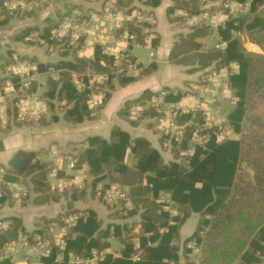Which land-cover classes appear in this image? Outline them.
<instances>
[{"label":"trees","instance_id":"16d2710c","mask_svg":"<svg viewBox=\"0 0 264 264\" xmlns=\"http://www.w3.org/2000/svg\"><path fill=\"white\" fill-rule=\"evenodd\" d=\"M159 2L144 0L143 4L153 7ZM125 4L130 5L131 2L115 1L118 6ZM251 10L253 16L228 19L222 36L228 38L229 30L240 28L242 24L247 28L264 26V16H259L264 10V0H252ZM65 15L60 10L56 12L58 21ZM55 24V20L48 18L46 25L39 29L40 35L49 45L57 42L49 38V30ZM124 27L135 33L138 40L146 33H152L148 31L147 24L140 21H126L117 29V33ZM29 30L30 27L24 29L20 36ZM207 33L208 27L198 24L188 32L176 34L177 40L169 59L189 66L187 71L203 70L210 65L216 68L230 61L238 62V74L229 77L235 106L228 114L230 127L237 133L236 138L216 141L212 135L213 128L206 127L202 132L209 133L208 139L204 144H196L193 154L186 157L181 151L191 140L192 132L202 122V117L198 111L195 114H181L176 118L179 123H184V134L181 141L165 148L170 149L173 155L172 159L165 160L146 137H131L125 130L115 126L109 139L95 135L66 144L72 157L76 158L73 168H83L89 183L80 188L71 186L54 190L50 187L48 177L54 166L53 159L41 160L39 151L34 150L19 149L14 153L3 170V176L7 181H28V193L33 194L35 203H48L67 195L85 202L89 194L96 196L108 209L106 220L91 207L81 210L73 208L56 217L40 216L35 221L38 229L34 234L51 238L48 228L54 221L65 225V231L59 235L64 243L63 249L52 245L51 252L42 257L39 264H69V254L88 255L91 248L104 250L108 247L107 239L112 237L123 243L120 255L107 252L98 259L97 264H179L180 249L185 264H256L262 261L264 55L245 51L235 39L228 41L225 48L203 50ZM152 43H158L156 34L152 37ZM133 60L134 56L127 51L116 66L113 57L103 53L101 47L97 46L91 57L74 55L71 60L37 62V70L48 72L49 67L58 69L55 77L48 73L46 88L40 94V98L48 105L52 120L56 119L57 106L63 107V118L69 123L91 119L93 114L87 107L90 94L102 91L103 104L116 83L123 86L135 78L126 75L124 69L126 63ZM154 69L155 66L143 68L140 75ZM72 74L81 77L84 82L82 89L76 88ZM92 74L104 75L106 78L101 83H90ZM12 79L18 80L16 76H12ZM4 81L5 78L0 77V87ZM35 89L36 84L33 83L26 92ZM163 90L166 92L163 96L165 101H176L186 92L181 88L163 87ZM156 94L158 92L145 90L139 96L128 99L120 111L125 115L131 105H139L142 107L141 116H150L152 119L158 114L151 100ZM100 107L101 104L97 106ZM160 137L162 143L164 136ZM127 153L131 156L129 162L125 158ZM57 176H64L60 167ZM98 183L101 184L100 190L96 189ZM112 184L128 190L133 201L131 208H122L124 202L109 204L104 200L103 191ZM161 192L176 204L177 214L170 215L165 210L164 203L158 200ZM122 210H125L124 214L120 213ZM76 211L82 212L77 221L64 224L61 218ZM193 212L199 214L195 231L181 239L179 228ZM200 234L202 237H199ZM192 237H196L197 244L201 245L196 263L188 255L191 247L187 244ZM135 240L138 245L134 244ZM57 253L62 255L60 263L56 259ZM134 254H137V260L132 259Z\"/></svg>","mask_w":264,"mask_h":264},{"label":"crops","instance_id":"0c3cea01","mask_svg":"<svg viewBox=\"0 0 264 264\" xmlns=\"http://www.w3.org/2000/svg\"><path fill=\"white\" fill-rule=\"evenodd\" d=\"M2 1L0 0V77H4L5 81L0 87V183L5 193L0 197V218L8 221L9 235L19 231L28 235L34 234L38 229L35 221L40 216L56 217L59 213L73 208L81 210L91 207L105 220L108 213L106 206L96 196L89 194L85 202L67 195L56 201L35 203L33 194L28 193V181H7L3 176L4 168L19 149L39 151L38 157L41 160L53 159L54 166L48 173L50 187L52 183L60 180H70L72 186L77 188L87 185L89 180L85 170L73 168L76 158L72 157V152L66 144L95 135L109 139L115 126L125 130L131 137H146L165 160L172 159L170 149H165L162 145L160 134L154 129L150 116L140 115L139 118H132L128 112L123 115V111H120L128 99L139 96L145 90L159 94L163 87L185 90V94L178 100L168 102L175 103L180 108H188L194 114L198 111L207 127L216 125L223 118L230 127L228 114L235 106V97L229 77L238 74V62L230 61L216 68L210 65L203 70L187 71L189 66L177 64L169 59L177 40L176 34L188 32L192 27L202 24L208 27L203 50L225 48L228 41L235 39L245 51L264 55V26L247 28L242 24L240 28L230 29L228 38L223 37L221 33L226 28L228 19L253 16L252 0H229L228 8L225 9L222 5L226 0H206L202 3L199 0H160L159 4L153 7H146L144 0H129L130 5L120 6L115 5L116 0H39V5L33 9L21 10L22 13L13 12L10 15L2 7ZM106 5H110V12H104ZM130 6L134 8L129 9ZM135 8L151 15L148 22L143 21L147 24L148 31L152 32L149 33L151 37L147 44L134 45L124 35L116 36L118 28L126 21H132L130 19L134 16ZM203 8L207 14H204ZM57 10L66 13L60 21L57 20ZM29 11L30 14H25ZM90 13H93V16H89ZM259 16H264V10ZM48 18L56 22L49 30V38L57 42L49 45L47 41L42 44L31 41L29 34L34 30L40 32L39 29L46 25ZM150 22L152 24H149ZM29 27L30 30L20 36V32ZM53 31L55 35L52 36ZM252 33L254 36H251ZM155 34L158 36L156 45L152 43ZM97 46L101 47L103 53L112 56L114 61L130 51L138 69L126 75L135 78L123 86L116 83L103 104L104 94L100 91L92 93L96 108L92 109L87 105L93 114L91 119L69 123L63 118V107L57 106L56 119L52 120L48 105L40 98V94L46 88L48 73L55 77L58 69L49 67L48 72L40 71L37 70L36 63L71 60L74 55L91 57ZM148 66H155V69L140 75V71ZM210 69L215 72L205 83L203 94L188 95L187 88L197 83ZM12 76H16L18 80H13ZM105 78L104 75L92 74L89 82L101 83ZM72 79L77 89L84 87L81 77L72 74ZM33 83L36 84V89L26 92ZM24 84L27 86L24 87ZM20 87H23L25 95L19 90ZM32 94L36 98L31 97ZM156 95H153L152 99ZM100 104L101 107L97 108ZM36 116L39 118H35ZM230 135L231 137L222 140L237 137L232 128ZM191 140L196 143L199 137H191ZM125 158L128 162L131 161L129 153ZM59 167L64 176H57ZM22 184L26 186L25 196L19 194ZM158 200L164 203V208L170 215L178 213L176 204H169L172 200L165 193L158 194ZM198 217L199 214L193 212L184 220L179 228L181 239L195 231ZM54 223L59 236L65 230L62 224L56 221ZM107 242L105 253L120 255L122 241L112 237L107 239ZM134 244L138 245L137 240ZM93 250L98 249L91 248L90 252ZM193 252L190 248L188 255L196 263L197 255L194 258L190 255ZM41 258H34L29 262L20 261L18 264H39ZM56 259L59 263L62 261L61 253L56 254ZM97 262L98 260L95 264ZM178 262L185 264L182 249L179 251ZM256 264H264V257Z\"/></svg>","mask_w":264,"mask_h":264},{"label":"built area","instance_id":"2783aa9c","mask_svg":"<svg viewBox=\"0 0 264 264\" xmlns=\"http://www.w3.org/2000/svg\"><path fill=\"white\" fill-rule=\"evenodd\" d=\"M204 0H199L202 3ZM229 0H226L223 3V8H228ZM39 5V0H3L2 7L5 9L7 14H12L15 10H29L31 7H35ZM104 12H110V5H106L104 8ZM134 16L132 17L133 22H143L149 21L151 18L150 13H145L139 8L133 9ZM204 14H207L206 12ZM89 16H93V13H90ZM52 36L55 35L54 31L51 33ZM124 35L125 38L134 45L142 44V43H149L150 35L146 33L142 36L141 40L136 39V35L133 32H129L125 27L122 32L116 34V36ZM28 38L33 42H38L40 44L45 43V39L40 35V33L36 30L32 31ZM224 43H221L223 45ZM125 56L120 55L118 59L114 61V64L117 66L119 65V59ZM126 73L135 72L138 67L136 61H128L124 66ZM215 70L210 69V71L206 72L204 76L197 81V83L192 84L187 89L188 95H197L201 96L204 91L205 83L208 79L214 74ZM83 85V84H82ZM27 84H24L26 87ZM23 92V87L19 89ZM102 94L103 92L100 91ZM166 92L164 90H160L159 94L156 95L153 99V105L156 108L158 114L152 118V123L154 129H156L162 136H164V141L162 145L165 148H169L171 144L177 143L181 141V138L184 134V125L177 121V116L185 113H193L188 108H180L175 103L165 101L163 96ZM93 94H90L87 105L90 108H96V101L93 98ZM31 97L36 98L33 94ZM139 105H131L128 109V113L132 118H139L141 113L139 109ZM35 118H39L36 116ZM207 127V123L205 121L201 122L200 124L196 125L191 137H199V141L194 143L191 140L190 143L187 144L185 148L182 149L181 154L188 157L193 154L195 144H204L209 137V133L204 130ZM212 135L214 136L216 141H220L225 137L227 131L229 132V126L226 123V119H221L216 125L212 126ZM2 169H0V172ZM72 181L70 180H60L58 181L55 186L57 185L58 188H67L72 186ZM96 189H101V184L96 185ZM5 191L0 183V197L4 195ZM21 196H25L26 194V186L22 184L20 187ZM104 200L109 204H119L120 202H124L122 208H131L133 206L132 198L128 194V190L125 187H121L119 185L112 184L107 187L102 194ZM173 203V201H169V204ZM120 213L124 214L125 210H122ZM82 215V212H69L64 215L61 220H63L64 224L67 223H75L77 219ZM65 225H63V229ZM48 233L55 232L54 223L49 226ZM9 225L8 221L4 218H0V264H18L20 261H31L34 258H41L48 255L51 252L52 245H57L59 249H63L64 243L60 239L58 235H54L49 238L47 235L44 234H34L28 235L22 231H19L13 235L8 234ZM199 237H202L201 234ZM194 241L196 237L192 238ZM196 249H199L200 245L196 242ZM105 250H93L88 255H80V254H69L68 263L69 264H95V262L99 259L104 257ZM134 259H137V255L133 256ZM6 262V263H5Z\"/></svg>","mask_w":264,"mask_h":264},{"label":"rangeland","instance_id":"374dc122","mask_svg":"<svg viewBox=\"0 0 264 264\" xmlns=\"http://www.w3.org/2000/svg\"><path fill=\"white\" fill-rule=\"evenodd\" d=\"M204 1H206V0H204ZM210 1V0H209ZM36 7V6H35ZM34 8V7H33ZM32 7H31V9H33ZM203 10H204V13L206 12V13H208L204 8H203ZM24 11H26V10H24ZM22 13L21 12V10H16L14 13ZM30 12V11H29ZM149 24H152V22H150ZM23 95H25V92H23ZM156 130V129H155ZM157 131V130H156ZM230 131H231V127L229 128V132L227 131V133H226V135H225V137L227 136V134H228V136L227 137H231V135H230ZM158 132V131H157ZM159 133V132H158ZM160 134V133H159ZM161 135V134H160ZM64 181V180H63ZM58 182V181H57ZM56 182V183H57ZM56 183H52L51 184V189L52 190H54V189H60V188H58L57 187V185L55 186V184ZM89 188H90V185L88 186ZM68 188V187H67ZM106 189V188H105ZM103 197V196H102ZM53 224V223H52ZM55 224V223H54ZM54 231L55 232H52L51 233V235H52V237L54 236V235H57V233H56V229H54ZM192 238H194V237H192ZM190 239L189 240V242H188V245L193 249V253H191L190 255L192 256V258H194L196 255V258L198 259V257H199V253H200V251H201V249H200V247H199V249H196V240L194 241L193 239ZM134 259V258H133Z\"/></svg>","mask_w":264,"mask_h":264}]
</instances>
